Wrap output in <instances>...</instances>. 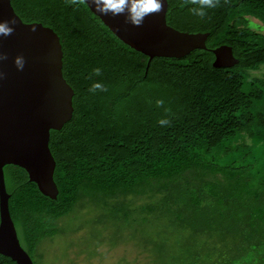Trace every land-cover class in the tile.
<instances>
[{"label": "trees", "instance_id": "trees-1", "mask_svg": "<svg viewBox=\"0 0 264 264\" xmlns=\"http://www.w3.org/2000/svg\"><path fill=\"white\" fill-rule=\"evenodd\" d=\"M11 2L24 22L58 33L74 89L72 119L50 136L57 198L43 195L25 169L4 167L11 216L33 260L43 259L45 240L65 234L63 219L87 208L99 215L81 229L108 220L140 224L150 264H186L188 246L224 227L255 242L250 249L264 243V73L253 74L264 65V33L249 27V17L264 26V0H221L204 18L185 0H168V24L209 32L207 48L151 61L86 3ZM223 44L239 59L233 67L213 65L212 49ZM97 67L101 75L88 79ZM93 81L108 90L89 92ZM165 115L171 124L162 127ZM169 249L177 262L165 261ZM0 264L17 262L0 254Z\"/></svg>", "mask_w": 264, "mask_h": 264}, {"label": "water", "instance_id": "water-1", "mask_svg": "<svg viewBox=\"0 0 264 264\" xmlns=\"http://www.w3.org/2000/svg\"><path fill=\"white\" fill-rule=\"evenodd\" d=\"M106 26L124 43L147 55L182 58L196 49H206L209 32L181 31L167 22L168 0L164 10L145 18L140 27L124 16L97 13L91 0L86 3ZM15 19L12 35L0 38V52L7 59L0 62V254L17 264H35L23 248L11 216L4 167L25 169L40 192L56 199V160L50 148L51 130H61L74 113V89L63 74V48L58 33L41 22H24L11 0H0V20ZM33 28L35 31H33ZM214 67L230 68L239 63L231 46L214 49ZM25 59L18 70L14 57Z\"/></svg>", "mask_w": 264, "mask_h": 264}, {"label": "rangeland", "instance_id": "rangeland-1", "mask_svg": "<svg viewBox=\"0 0 264 264\" xmlns=\"http://www.w3.org/2000/svg\"><path fill=\"white\" fill-rule=\"evenodd\" d=\"M249 19L251 29L264 33V26L259 20L253 17ZM263 73L264 65L253 74ZM97 215L99 214L87 208V211L80 210L68 220L63 219L60 225L65 229V234L45 240L40 246L43 259L34 257L35 264H150L149 256L140 249L144 235L140 224L128 226L108 220L95 226L86 225L81 229L87 220L91 217L96 218ZM117 228L121 230L118 231ZM242 232L246 233L247 229L243 228ZM187 236L188 233L184 235V240ZM178 238L179 235L170 241H178ZM254 244L249 245L246 241L244 243L241 234L238 237L233 228L224 227L223 231L215 230L202 235L197 246H188L184 262L186 264H264V243L256 249H250L251 246H255ZM173 250H168L165 258L167 263L177 262Z\"/></svg>", "mask_w": 264, "mask_h": 264}, {"label": "clouds", "instance_id": "clouds-1", "mask_svg": "<svg viewBox=\"0 0 264 264\" xmlns=\"http://www.w3.org/2000/svg\"><path fill=\"white\" fill-rule=\"evenodd\" d=\"M186 3L194 5L189 11L200 18H204L207 15V9H213L221 4V0H185ZM227 2V0H225ZM70 5H83L88 3V0H66ZM91 4L95 6L97 13L102 15L112 16H124L127 23L133 26L140 27L143 25L146 17L154 14H158L164 10V0H91ZM16 24L15 19L0 20V38L7 37L13 34L15 31L13 25ZM33 31L35 29L33 28ZM8 57L3 52H0V62L6 60ZM14 64L18 70H23L25 65V59L22 55L14 57ZM3 72L0 71V79L3 78ZM100 76L101 69L94 68L88 79H92V76ZM89 92L96 93L97 91L106 92L108 90L102 82L93 81L89 87ZM157 107H163L164 101L162 99L156 100ZM165 113L171 112L170 109L165 108ZM157 123L166 127L171 124V120L168 115L158 119Z\"/></svg>", "mask_w": 264, "mask_h": 264}, {"label": "crops", "instance_id": "crops-1", "mask_svg": "<svg viewBox=\"0 0 264 264\" xmlns=\"http://www.w3.org/2000/svg\"><path fill=\"white\" fill-rule=\"evenodd\" d=\"M261 23V22H260Z\"/></svg>", "mask_w": 264, "mask_h": 264}]
</instances>
